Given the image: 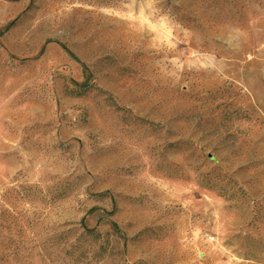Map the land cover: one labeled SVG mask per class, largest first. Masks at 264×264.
I'll return each instance as SVG.
<instances>
[{"label":"rangeland","instance_id":"obj_1","mask_svg":"<svg viewBox=\"0 0 264 264\" xmlns=\"http://www.w3.org/2000/svg\"><path fill=\"white\" fill-rule=\"evenodd\" d=\"M0 264H264V0H0Z\"/></svg>","mask_w":264,"mask_h":264},{"label":"trees","instance_id":"obj_2","mask_svg":"<svg viewBox=\"0 0 264 264\" xmlns=\"http://www.w3.org/2000/svg\"><path fill=\"white\" fill-rule=\"evenodd\" d=\"M75 93H77V95H81V92H75Z\"/></svg>","mask_w":264,"mask_h":264}]
</instances>
